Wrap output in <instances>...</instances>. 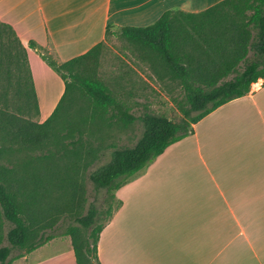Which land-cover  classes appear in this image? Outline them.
Here are the masks:
<instances>
[{
	"label": "trees",
	"instance_id": "obj_1",
	"mask_svg": "<svg viewBox=\"0 0 264 264\" xmlns=\"http://www.w3.org/2000/svg\"><path fill=\"white\" fill-rule=\"evenodd\" d=\"M109 36L124 42L159 81L167 76L178 82L184 96L174 101L181 114L178 122L149 112L145 105L141 116L133 114L140 104L129 92L118 96L114 87L123 62L114 77L98 75ZM27 46L59 76L64 91L40 123L26 49L11 26L0 22V161L25 157L10 161L9 168L0 164V220L10 225V248H0V264L17 259H8L11 249L23 250L21 257L53 238L43 237L48 224L34 211L46 197L69 193L67 201L76 204L75 211L82 209L79 171L104 155L100 149H84L86 139L103 136L114 124L127 128L139 120L143 130L136 143L111 145L107 162L88 174L95 189L106 190L105 217L90 205L85 215H75L77 225L64 232L75 264H100L97 244L112 215L114 192L168 147L190 136L205 116L246 96L259 80L264 82V0H223L198 14L168 10L145 27L109 26L103 41L66 62L33 41Z\"/></svg>",
	"mask_w": 264,
	"mask_h": 264
},
{
	"label": "crops",
	"instance_id": "obj_2",
	"mask_svg": "<svg viewBox=\"0 0 264 264\" xmlns=\"http://www.w3.org/2000/svg\"><path fill=\"white\" fill-rule=\"evenodd\" d=\"M221 1L0 0V22L26 49L42 123L64 85L28 42L66 62L103 41L109 26L145 27L165 11L198 14ZM114 196L100 264H264L263 80L205 116ZM11 264L75 259L70 240L54 238Z\"/></svg>",
	"mask_w": 264,
	"mask_h": 264
},
{
	"label": "rangeland",
	"instance_id": "obj_3",
	"mask_svg": "<svg viewBox=\"0 0 264 264\" xmlns=\"http://www.w3.org/2000/svg\"><path fill=\"white\" fill-rule=\"evenodd\" d=\"M105 43L106 47L98 67V75L105 78V80L109 77H114L117 67L122 65V62L125 64L122 66L123 71L121 73V79L115 82L114 87L120 93L118 96H125L129 92L133 96V100H136L140 104L139 108L134 107L133 114L135 116H141L144 112V109L141 108V106L145 105L149 112L163 115L174 122H178L181 119V114L178 112L174 101L184 100L183 92L180 89L178 82L170 80L167 76H164L162 80L159 81L158 78L152 74L150 68L141 62L133 52H130V48H128L118 37L109 36ZM142 130L141 122L136 120L127 128L114 124L111 128H106L102 131L103 136L94 135L89 139H86L85 142L87 144H85L84 149H100L102 150L100 154L102 153L104 155L99 156L97 160L93 159V162L87 166L85 172H83V170L79 171L80 173L78 176H80V181L78 180V183L81 184L83 191V201L81 202L82 209L79 210L80 216L87 213V209L90 205H94L102 212V216L105 217L104 212L107 208L105 202L107 197L106 190L95 189L94 185L88 180V174L96 169V167L107 162L111 145L118 147H132L140 138ZM192 135L193 132L186 138H189ZM36 154L37 153L34 155ZM24 158L23 155H17L10 160H1L0 164L1 166L9 168L11 166L10 161H21ZM59 158L60 156L57 157L58 160ZM156 159L149 163L138 174L145 172V170H147ZM138 174L133 178L138 176ZM133 178L129 181L133 180ZM68 195L69 193L65 194L62 191L59 193H53L40 203L38 210L34 209V211L36 210L35 212L37 213V216L42 219V224H48L45 230L41 233L44 238L52 236V239L62 238L63 240H70L69 237L64 235V232L68 226L77 225L75 222V215L79 216V212L75 211L76 204L72 205L67 201ZM56 197L57 202L53 200ZM52 206L55 207L52 208ZM115 206L116 202L114 201L112 203V209H114ZM76 212H78V214ZM0 222L2 224L0 227V248H10V244L6 239V234L10 225L4 219H1ZM39 236L40 233L38 237ZM59 246L62 247L63 245H58V247ZM21 254H23V250L11 249L8 259L18 258Z\"/></svg>",
	"mask_w": 264,
	"mask_h": 264
}]
</instances>
